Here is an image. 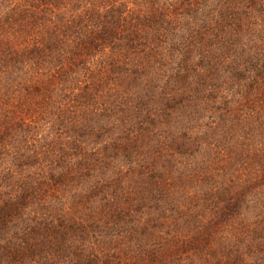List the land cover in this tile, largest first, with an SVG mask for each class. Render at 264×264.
<instances>
[{
    "label": "trees",
    "instance_id": "obj_1",
    "mask_svg": "<svg viewBox=\"0 0 264 264\" xmlns=\"http://www.w3.org/2000/svg\"><path fill=\"white\" fill-rule=\"evenodd\" d=\"M0 264H264V0H0Z\"/></svg>",
    "mask_w": 264,
    "mask_h": 264
}]
</instances>
